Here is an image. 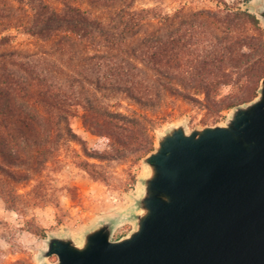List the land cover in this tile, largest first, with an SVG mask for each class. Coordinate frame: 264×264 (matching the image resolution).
Segmentation results:
<instances>
[{
	"label": "trees",
	"instance_id": "trees-1",
	"mask_svg": "<svg viewBox=\"0 0 264 264\" xmlns=\"http://www.w3.org/2000/svg\"><path fill=\"white\" fill-rule=\"evenodd\" d=\"M12 1L0 0V23L55 44L25 53L0 32V198L18 214L51 201L49 165L80 142L73 117L109 147L85 150L87 158L115 161L129 152L140 159L155 147L154 120L123 112L119 95L146 109L167 97L200 104L216 119L258 96L264 28L247 8L212 0L216 9L202 11L199 23L165 33L154 21L168 16L137 8L138 0ZM75 43L92 53L76 65ZM77 158L93 179L103 178L96 163ZM20 185L30 189L21 193Z\"/></svg>",
	"mask_w": 264,
	"mask_h": 264
},
{
	"label": "water",
	"instance_id": "water-1",
	"mask_svg": "<svg viewBox=\"0 0 264 264\" xmlns=\"http://www.w3.org/2000/svg\"><path fill=\"white\" fill-rule=\"evenodd\" d=\"M144 161L136 228L113 240L106 218L81 240L53 235L43 264H264V78L225 123L172 125Z\"/></svg>",
	"mask_w": 264,
	"mask_h": 264
},
{
	"label": "rangeland",
	"instance_id": "rangeland-1",
	"mask_svg": "<svg viewBox=\"0 0 264 264\" xmlns=\"http://www.w3.org/2000/svg\"><path fill=\"white\" fill-rule=\"evenodd\" d=\"M51 1L59 5V0ZM224 1L249 9L264 28V20L258 15V12L264 9V0ZM216 4L217 2L212 0H138L136 7H153L158 15H167L168 21L163 22L159 18L154 24L165 33H171L177 27L187 29L199 23L202 20V11L216 9ZM15 14L20 15L18 12ZM11 24L12 22L7 20L1 22L0 32L13 35L14 49L25 53L55 49L54 43L38 42L22 29L7 30ZM77 45H74V65L82 57L92 54L77 48ZM117 99L121 101L118 108L123 112L138 111L154 120L155 142L158 135L172 125L187 122L189 130H193L205 125H214L216 120L218 124H223L231 114L229 110L216 119L210 117L208 111L200 104L169 97L156 109L142 108L123 94ZM71 126L80 142L74 144L72 150L62 152L59 162L55 161L49 165L45 180L48 181L47 194L51 201L45 205L31 206L24 209L22 214H18L8 209L0 198V264H43L41 253L46 249L47 240L51 236L71 235L81 240L88 230L106 218L117 220L113 240L129 235L136 228L132 215L136 211V200L143 194L142 180L149 173L144 161L145 156L138 159L137 155L128 152L129 157L115 161L89 159L85 150L97 155L108 151L109 147L83 126L79 116L71 119ZM78 155L90 163H96V171L103 178L93 179L91 169L76 163ZM19 188L21 193L30 189L22 185ZM70 188L73 189L71 193L68 191ZM47 261L55 263L58 257L52 256Z\"/></svg>",
	"mask_w": 264,
	"mask_h": 264
}]
</instances>
